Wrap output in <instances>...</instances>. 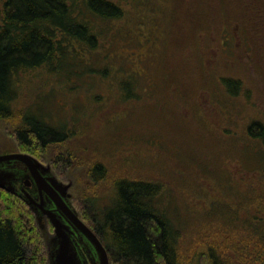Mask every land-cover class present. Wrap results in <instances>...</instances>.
I'll return each mask as SVG.
<instances>
[{
  "label": "rangeland",
  "instance_id": "rangeland-1",
  "mask_svg": "<svg viewBox=\"0 0 264 264\" xmlns=\"http://www.w3.org/2000/svg\"><path fill=\"white\" fill-rule=\"evenodd\" d=\"M71 1L82 7L84 0ZM109 1L124 15L114 22L90 18L101 54L90 55L94 62H85L79 80L44 82L42 69L32 75L36 80L19 82L16 113L0 119V155L26 152L16 132L23 111L41 104L40 119L53 126L70 123L72 137H79L53 142L41 153L25 150L53 169L58 163L54 171L72 186L81 215L110 209L119 180L159 183V205L181 230V264L194 259L207 264L208 242L236 261L234 243L242 248L259 243L248 223L236 222L264 217V169L254 172L251 154L264 156L247 133L253 120L264 122V0ZM118 61L126 71L138 70L140 83L150 88L137 102L120 105ZM105 65L107 77L100 73ZM222 78L240 81L242 91L227 97ZM72 145L83 149L71 153ZM97 163L107 172L103 179L93 173ZM251 187L261 209H248ZM42 232L49 252L54 233ZM259 254L251 252L249 264H259Z\"/></svg>",
  "mask_w": 264,
  "mask_h": 264
},
{
  "label": "trees",
  "instance_id": "trees-1",
  "mask_svg": "<svg viewBox=\"0 0 264 264\" xmlns=\"http://www.w3.org/2000/svg\"><path fill=\"white\" fill-rule=\"evenodd\" d=\"M93 15L114 22L120 20L124 12L121 6L109 0H84L82 7H75L71 0H0V119L16 113L19 82L23 77L36 80L32 75H38L43 69L46 71L44 82L64 78L79 80L85 62L92 66L94 61L90 55L101 54L98 28L90 19ZM119 58L122 59L121 55ZM118 62L120 105L137 102L150 88L142 86L143 75L138 70L129 67L126 71L122 61ZM91 66L85 65L87 73L92 71ZM109 68L105 65L100 73L107 77ZM220 83L227 97H235L242 91L240 81L222 78ZM38 89L35 87L34 91ZM30 106L23 111L22 126L16 132L24 151L29 153L25 148L32 147L38 151L34 153H41L53 142H70L78 136L72 137L70 123L53 126L40 119L41 104ZM247 133L253 140L254 150L264 156V122L253 120ZM72 147L71 153L83 149V146L78 150ZM251 160L256 163L254 172L263 173L264 157L251 154ZM53 164L54 169H58V163ZM92 170L97 179L106 177L107 172L100 163ZM252 188L248 209L255 210L256 206L261 209L262 200L260 196H253ZM162 194L159 183L119 180L110 209H95L92 215L84 212L83 216L93 220L91 224L108 248L112 264H181L178 251L181 230L159 205ZM94 204L91 203L92 207ZM245 221L236 222V226L248 223L249 234L257 237L258 246L252 243L253 248H242L234 243L238 247V259L234 261L226 249L208 242L203 248L207 264H249L248 258L254 251L261 255L259 264H264V217L250 215ZM198 261L194 259L189 263L199 264ZM0 264H51L45 237L33 211L23 200L3 190H0Z\"/></svg>",
  "mask_w": 264,
  "mask_h": 264
},
{
  "label": "flooded vegetation",
  "instance_id": "flooded-vegetation-1",
  "mask_svg": "<svg viewBox=\"0 0 264 264\" xmlns=\"http://www.w3.org/2000/svg\"><path fill=\"white\" fill-rule=\"evenodd\" d=\"M15 154H27L34 157L40 166L36 163L29 165L18 159H8L0 161V176H10L5 188L0 190L11 193L23 200L29 208L33 211L36 220L42 231H46L47 234L50 232L55 233L54 226L51 222L50 216L55 217L66 229L67 234L70 237L74 250L77 254V259L80 264H101L99 254L87 235L70 219L65 211L58 207L57 201L61 199L65 205L75 213L78 218L88 227L101 241L105 247L109 260L110 252L98 235L94 225L90 221L91 218H86L79 213L78 207L72 202L70 190L63 196L59 188L63 187L62 184H67L59 175L54 171L51 164L44 162L42 159H38L34 155L27 152H12L3 154L0 156H8ZM62 183V184H61ZM53 234L48 238L49 244V257L56 256L59 245L54 241ZM111 263V261H110Z\"/></svg>",
  "mask_w": 264,
  "mask_h": 264
},
{
  "label": "water",
  "instance_id": "water-1",
  "mask_svg": "<svg viewBox=\"0 0 264 264\" xmlns=\"http://www.w3.org/2000/svg\"><path fill=\"white\" fill-rule=\"evenodd\" d=\"M8 159H18L22 160L24 163L29 165L31 168L34 163H36L38 166L40 164L38 161L27 154H15V155H8V156H0V161L8 160ZM10 179V176L1 177L0 176V188H5V185L7 184L8 180ZM62 184V183H61ZM63 187L59 188L60 192L65 196L67 194V191L71 187L70 184H62ZM58 207L61 208L63 211L66 209L67 215L70 217V219L87 235V237L92 241L94 244L99 257H100V263L101 264H110L108 253L101 243V241L98 239V237L88 228L85 226L84 223L78 218V216L73 213L66 205L65 203L59 199L57 201ZM51 222L54 226L55 235H54V241L57 242L59 245L55 259L54 257H50L51 264H80L77 259V254L74 250V247L72 245V242L70 240L69 235L66 232L65 227L53 216H50Z\"/></svg>",
  "mask_w": 264,
  "mask_h": 264
}]
</instances>
